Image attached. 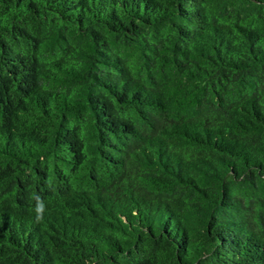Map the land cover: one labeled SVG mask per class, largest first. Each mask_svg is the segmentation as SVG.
Instances as JSON below:
<instances>
[{"label":"trees","instance_id":"obj_1","mask_svg":"<svg viewBox=\"0 0 264 264\" xmlns=\"http://www.w3.org/2000/svg\"><path fill=\"white\" fill-rule=\"evenodd\" d=\"M0 264H264V0H0Z\"/></svg>","mask_w":264,"mask_h":264},{"label":"clouds","instance_id":"obj_2","mask_svg":"<svg viewBox=\"0 0 264 264\" xmlns=\"http://www.w3.org/2000/svg\"><path fill=\"white\" fill-rule=\"evenodd\" d=\"M36 201V205L34 208V211L36 213V221L41 222L43 220V213L45 211V204L43 203L42 199L37 196L35 193L32 197Z\"/></svg>","mask_w":264,"mask_h":264}]
</instances>
